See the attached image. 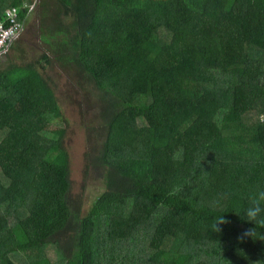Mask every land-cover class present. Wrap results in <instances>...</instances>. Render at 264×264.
Returning <instances> with one entry per match:
<instances>
[{
	"label": "trees",
	"instance_id": "trees-1",
	"mask_svg": "<svg viewBox=\"0 0 264 264\" xmlns=\"http://www.w3.org/2000/svg\"><path fill=\"white\" fill-rule=\"evenodd\" d=\"M32 4L0 0V21ZM36 6L45 64L84 94L83 187L104 190L84 215L60 86L42 59L5 56L0 264H264V227L245 216L264 188V0Z\"/></svg>",
	"mask_w": 264,
	"mask_h": 264
},
{
	"label": "rangeland",
	"instance_id": "rangeland-1",
	"mask_svg": "<svg viewBox=\"0 0 264 264\" xmlns=\"http://www.w3.org/2000/svg\"><path fill=\"white\" fill-rule=\"evenodd\" d=\"M39 2L40 0H33L28 18L27 20H25L24 31L18 37V39L14 43H12L9 50L0 58L1 70H4L5 67L10 66V63L6 62L5 60L8 58H12L16 54L19 57H13L12 63L17 66L25 65L26 63L30 61L33 62V60L36 59L43 60V55L47 54L49 45L45 42V39L44 41H42L39 33V11L37 10L36 6ZM9 9L12 8H8L6 9V11ZM6 11L4 20H1L0 22H6ZM5 56H7V58L4 60ZM42 66H44L45 68L42 71L47 72L48 75L52 77V79L56 80V82L60 86L58 88L59 93H57V97H60L62 106L64 107L63 113L68 119V132L65 145L69 151L71 160L70 168L72 180V195L75 197L83 193L84 200L82 213L85 215L89 211L96 197L103 192L104 185L99 181H89L85 189L83 187L86 141L85 130L82 127L83 116L80 114L78 103L80 102L84 94L82 90L77 89L73 85V83L67 77L66 73L62 71L60 65H58L56 61L51 59V64L46 65L43 60V62L41 63V67ZM91 115L92 114L90 113L86 116L91 117ZM57 126L61 127L63 125L59 123L52 124L53 129H55ZM50 255H53V252H50ZM101 259H103V256H101Z\"/></svg>",
	"mask_w": 264,
	"mask_h": 264
},
{
	"label": "clouds",
	"instance_id": "clouds-1",
	"mask_svg": "<svg viewBox=\"0 0 264 264\" xmlns=\"http://www.w3.org/2000/svg\"><path fill=\"white\" fill-rule=\"evenodd\" d=\"M34 10V6H33ZM30 12V11H29ZM29 13L26 16L28 18ZM249 207L245 212V216L249 222H254L257 227H264V188H257L249 194ZM226 221L222 216L215 219L212 227L214 232H219L221 229L218 225L226 224ZM256 229H249L243 233V237H254Z\"/></svg>",
	"mask_w": 264,
	"mask_h": 264
},
{
	"label": "built area",
	"instance_id": "built-area-1",
	"mask_svg": "<svg viewBox=\"0 0 264 264\" xmlns=\"http://www.w3.org/2000/svg\"><path fill=\"white\" fill-rule=\"evenodd\" d=\"M6 22H0V58L5 54L25 29V20L20 19L19 9L6 11Z\"/></svg>",
	"mask_w": 264,
	"mask_h": 264
},
{
	"label": "crops",
	"instance_id": "crops-1",
	"mask_svg": "<svg viewBox=\"0 0 264 264\" xmlns=\"http://www.w3.org/2000/svg\"><path fill=\"white\" fill-rule=\"evenodd\" d=\"M4 61V60H3Z\"/></svg>",
	"mask_w": 264,
	"mask_h": 264
}]
</instances>
